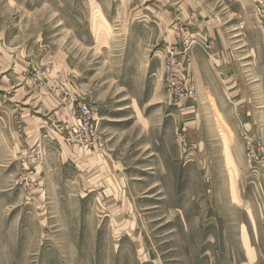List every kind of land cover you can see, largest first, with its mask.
Listing matches in <instances>:
<instances>
[{
	"label": "rangeland",
	"instance_id": "rangeland-1",
	"mask_svg": "<svg viewBox=\"0 0 264 264\" xmlns=\"http://www.w3.org/2000/svg\"><path fill=\"white\" fill-rule=\"evenodd\" d=\"M256 5L0 0V264H264V25ZM211 20L222 43L210 49L203 40ZM148 30L161 36L143 62L148 77L130 80L132 94L113 95L105 75L122 73L129 33L144 43ZM172 47L184 72L193 62L201 74H216L211 57L227 60L224 73L238 74L248 126L239 127L241 96L231 92L213 105L221 110L208 104L190 124L186 103L164 82ZM52 74H81L76 84L93 96ZM55 98L71 106L72 124L51 121ZM81 102L96 123L101 105L131 106L130 121L101 112L94 140L70 139ZM217 112L223 119L210 126ZM139 119L157 127L139 129ZM244 135L259 152H248ZM62 143L77 153H66L53 174L44 145ZM105 152L115 156L113 167Z\"/></svg>",
	"mask_w": 264,
	"mask_h": 264
},
{
	"label": "crops",
	"instance_id": "crops-1",
	"mask_svg": "<svg viewBox=\"0 0 264 264\" xmlns=\"http://www.w3.org/2000/svg\"><path fill=\"white\" fill-rule=\"evenodd\" d=\"M212 14V12L210 13ZM212 19V18H211ZM213 26V20L210 21V24L208 25L207 22L204 23V27L206 28L204 33H205V39L203 40L205 43H208L207 48H213V46L215 45V41L217 43V41L220 42V44L222 43L220 40H216L215 38L212 37V31L210 30V27ZM138 27L142 28L143 31V26L138 25ZM130 32V31H129ZM195 33L197 34V32L195 31ZM147 34L149 36V38L147 39V41H145L143 43V40H140L139 43L138 38L136 37V33L133 31H131L129 33V44L127 46H125V50L123 52V55L121 56V62L123 64L122 67V73L121 74H106L105 78L107 80H111V88H112V94L113 95H130L132 94L131 91L129 90L130 85L132 84L130 80L132 79H141L147 76V74H143V62H145V57L147 56V53H149V49L151 47H153L154 42H155V38L157 37V30H155V32H153L152 30H148ZM161 37V36H158ZM157 37V38H158ZM135 42L137 45H133L132 43ZM133 45V46H132ZM137 47L138 48V54L135 55L134 54V49H132V47ZM218 54V53H217ZM217 54H214V56H212V63H214L215 65V73L216 74H201V72L199 71V69L196 67L195 64L190 63L188 69L190 70V72L192 73V76L194 78V83H195V88H196V99L194 101H188L186 102L187 105V110L188 113H190L191 115H193V119L190 120V124H193L195 126H197L201 119H202V110H204L205 112L207 111V105L209 104V109L210 111H219L221 109H218L217 107H213V105L215 106H220L223 103V97H225V94H227L226 92H231L233 96H241L240 99L236 100V106L234 108V110L237 112V119L238 122L240 123V125L242 127H246L250 124V113L247 110L245 112L241 111L239 112L238 107L240 105H242V101L241 98H243V92L241 91V89H238V84L240 82L238 74H225L223 67H224V63L227 61L225 58H222L221 56H219V59L216 58V56L218 57ZM135 55V56H134ZM221 55V53H220ZM214 61V62H213ZM133 63H139L142 64L141 66H136ZM133 64V65H132ZM125 65V66H124ZM218 72L223 73V74H218ZM81 74H52V76L54 78H56L60 83L65 84L66 86H74V90H76L78 93L80 94H84V95H92L94 93V89L93 88H85L84 86H82L81 84L77 85V79L78 77H80ZM156 75V74H153ZM148 77V76H147ZM127 80L126 83H124V81ZM90 87V86H88ZM258 87V85H257ZM232 90V91H231ZM75 91V92H76ZM241 94V95H240ZM219 95V97H218ZM224 95V96H222ZM55 104L57 101V104H59L60 108L57 111V113L53 116L54 119H52L53 117H50V119H52L51 121L57 122V123H65V124H72L74 122V115H73V110L71 108V106H69L67 103H65L64 101H60L59 98H55ZM226 100V98H225ZM123 101V100H122ZM179 105H184L185 103H181L178 102ZM56 104V106L58 107V105ZM131 107V106H129ZM128 106L126 107H119V105H116V108L113 106H102L101 105V109L99 108V119L97 118V124L99 125L100 120H102V116H101V112L106 113V115H108L109 113H114V114H119L118 118L120 122L117 123H126L128 121H130V114L126 113L129 112L128 109H130ZM54 108V107H53ZM132 108V107H131ZM204 112V113H205ZM103 113V114H104ZM211 124H209L208 118L209 115L205 114L204 117V122H205V126L206 123L209 124L210 126H217V122H215L216 120H222L223 119V115L222 114H211ZM56 118V119H55ZM115 118V117H113ZM134 122H137V127L140 129H143V127H152V129L156 128L157 126H154L153 124H143L140 119L137 121L135 120ZM179 127V125H178ZM138 130V129H137ZM44 149L46 152V167L47 169L51 170L53 172V174H59L60 173V169L62 167V159H64V155H66V153H68L69 155H73L74 153L76 154L77 150L71 146L65 145V144H59L58 147L53 148L51 146H49V144H45L44 145ZM107 151H112L111 149H108ZM72 153V154H71ZM107 153V152H105ZM69 158V157H67ZM115 158V156L113 154H106V163L107 165H111V162H109V160H113ZM121 159H125L124 157H120ZM114 163V162H113ZM116 164V163H115ZM113 167V165H111ZM59 171V173L57 172Z\"/></svg>",
	"mask_w": 264,
	"mask_h": 264
},
{
	"label": "built area",
	"instance_id": "built-area-1",
	"mask_svg": "<svg viewBox=\"0 0 264 264\" xmlns=\"http://www.w3.org/2000/svg\"><path fill=\"white\" fill-rule=\"evenodd\" d=\"M255 13L258 18L259 24L264 25V0H256ZM177 49L170 48L166 56V74H164V82L167 89L177 99L178 102L186 103L188 101H194L196 99V88L194 78L190 72H184L181 61H177L175 58ZM64 91H62V94ZM70 100L71 103L77 101V98L73 95L63 94ZM93 109L91 106L81 102L77 104L76 109V123L70 127L69 138L73 140H79L83 143H88L90 140H94L97 134V123L93 118ZM239 127L242 126L239 123ZM242 132V131H241ZM242 134V133H241ZM244 140L247 143L246 148L248 152L253 153L255 150L258 152L261 148L260 144H255L249 141L244 135ZM181 141L178 140V145ZM259 147V148H258ZM185 153V148L182 149Z\"/></svg>",
	"mask_w": 264,
	"mask_h": 264
}]
</instances>
